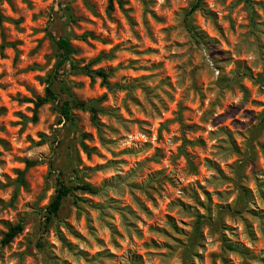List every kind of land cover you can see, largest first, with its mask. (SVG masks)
<instances>
[{
  "label": "rangeland",
  "instance_id": "rangeland-1",
  "mask_svg": "<svg viewBox=\"0 0 264 264\" xmlns=\"http://www.w3.org/2000/svg\"><path fill=\"white\" fill-rule=\"evenodd\" d=\"M249 1L0 0V264H264V0ZM49 34L109 74L66 64L53 87L101 109V131L35 109ZM60 183L97 193L48 219Z\"/></svg>",
  "mask_w": 264,
  "mask_h": 264
},
{
  "label": "trees",
  "instance_id": "trees-1",
  "mask_svg": "<svg viewBox=\"0 0 264 264\" xmlns=\"http://www.w3.org/2000/svg\"><path fill=\"white\" fill-rule=\"evenodd\" d=\"M113 1L114 0H109L110 10H113ZM245 2L249 4L250 1L245 0ZM118 3L121 5V0H118ZM199 7H200L199 0H196V3L192 6L190 13H193L196 10H198ZM1 22H2V17L0 16V23ZM48 37L53 42L56 49L59 51V55H58V60L56 61V64L52 72L46 79V88H45L44 96L41 98H37L34 102L35 109H39L40 107H42L47 103H53V102L58 103L60 104L58 111L59 115L64 121L67 122L75 121V118L72 113L73 110L76 109V110L85 111L89 113L93 125L98 129V131H101L103 127L99 121V114L102 112L101 109H99L93 103H85L78 101H64L61 103L59 97L55 94L53 87L57 82V77L61 68L66 64H70V67L73 71L88 76L92 82L96 78H99L103 84H107L109 74L103 70H93L90 65L79 67L72 61V55L75 53V50L73 49L69 40L65 38L56 39L52 34H49ZM35 164H36L35 162L28 161L26 163V168H31L35 166ZM21 176H23V174ZM73 190H81L83 192L92 195L97 193V190H95L91 185L86 183L73 188L68 187L63 183H60L59 189L57 190L53 200L47 207V214L49 216L48 219L58 216L65 199L70 196ZM22 231H23V227L21 224H17L13 227H10L8 232L3 238L2 241L3 244L11 243L19 234L22 233Z\"/></svg>",
  "mask_w": 264,
  "mask_h": 264
}]
</instances>
